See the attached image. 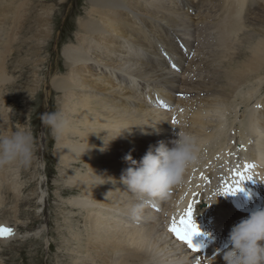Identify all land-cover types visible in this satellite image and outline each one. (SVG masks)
Here are the masks:
<instances>
[{"label": "bare ground", "instance_id": "1", "mask_svg": "<svg viewBox=\"0 0 264 264\" xmlns=\"http://www.w3.org/2000/svg\"><path fill=\"white\" fill-rule=\"evenodd\" d=\"M90 1V17L79 20L77 43L65 47L70 73L66 78L51 79L52 87L63 93L64 117L68 122L65 132L57 136L54 152L59 163L70 167L64 176L69 188L64 186L61 193L72 195L70 206L78 208L82 215V229L75 232V249L67 251L72 257L71 264H202L205 258L207 264H224L222 250L231 227L257 207H263L264 104L260 109L257 105L256 110L254 107L249 110L244 125H240L247 132L239 133L244 136L243 143L251 144L246 153L248 159L240 164L229 153L224 155L223 150L218 151L225 143L226 122L219 116L213 119L210 112H223L226 104L230 110L238 109L237 96L243 99L255 87L248 88L247 92L239 88L252 80L257 81L255 86L264 83V3L261 0H184L180 6L185 11L176 0ZM18 3L21 5L22 1ZM242 10L246 12L243 19L236 20ZM13 12L16 11L13 9ZM211 23L223 35V41L238 24L240 28H237L245 34L238 41L247 43L239 44L237 53L234 50L226 55L214 82L199 74L205 65L203 53L200 55L195 49L191 55L189 51V47L197 48L195 34ZM257 25L258 29L263 27L262 35L258 31L259 37L253 41L250 33L247 40L246 32L255 31ZM244 47L251 51L245 58ZM5 78L0 67V81ZM253 97L245 100L248 105ZM160 101L167 108L176 105V110H166ZM179 129L197 138L198 161L186 169L182 182L165 199L156 200L133 219L130 209L138 200L120 182L122 173L130 166L124 157L131 154L139 161L150 145H157L159 141L169 143ZM220 143L223 145L219 148ZM206 149L214 159L212 168L221 164L220 171L225 170L224 180L216 191L219 194L214 192L211 196L215 197L209 204L204 202L202 194L193 196L195 189L191 188L192 169L197 164L202 166L205 160L202 153ZM247 164L254 165L246 172L252 179L241 181L242 188L234 194L220 193L223 183L236 180L235 173L244 172ZM235 166L237 171L231 174ZM6 174L0 168V188L9 186ZM198 175L199 181L208 175L219 180V174L215 175L211 169ZM19 196L21 203L32 202ZM193 200L196 201L193 219L201 220L207 215V219L213 220L208 223L209 238L213 242L212 250L205 254L207 257L177 243L174 233L169 231L172 220H177ZM163 208L167 216L160 221L164 218L160 213ZM13 211L18 218V209ZM162 223L165 225L161 226ZM0 226H6V222L1 220ZM6 238H0V244H6Z\"/></svg>", "mask_w": 264, "mask_h": 264}, {"label": "rangeland", "instance_id": "2", "mask_svg": "<svg viewBox=\"0 0 264 264\" xmlns=\"http://www.w3.org/2000/svg\"><path fill=\"white\" fill-rule=\"evenodd\" d=\"M21 1L23 5L25 4L24 6L19 5L18 2L21 3ZM182 1L184 0L175 2L180 6ZM261 2L264 3V0ZM16 6L20 7V11ZM91 7L90 0H24V2L23 0H0V67H3L6 77L5 80L0 81V136L4 133L5 136L11 135L17 130H27L34 138L31 162L27 166L13 164L4 168L7 173L6 183L9 186L6 185V189L4 186L0 188L2 194L0 195V221L4 220L14 232L6 238L8 239L6 244H0V264H71L72 262L68 252L75 249V232L82 229L80 228L82 215L78 208L70 206L72 195L64 191L61 193L62 189H65L64 186L66 189L68 187L64 176L68 170L70 171V167L66 168L65 164L59 163L56 159L54 152L58 138L42 122V117L51 112H59L65 116L63 93L52 87L51 79L66 78L69 75L70 68L64 51L68 46L77 43L79 20H88ZM180 7L187 10L184 6ZM13 9L16 12H13ZM244 11L242 10L239 16L236 15V20L243 19L246 13ZM207 25L205 28L201 27L200 33L195 34L197 48L189 47V51L191 50V55L195 54V49L200 55L203 53L201 56H204L205 65L202 66V73L200 70L199 74L207 76L214 82L218 76L216 72L226 55H230L234 50L238 52L239 44L247 43L240 42L245 34L239 30L238 24L229 35L230 37L224 41L223 35L217 31L214 23ZM256 27L255 31L246 32L247 40L250 33H252L253 41L259 37L258 31L260 34L263 33L261 32L263 27L260 29L258 25ZM239 37L240 41H238ZM185 47L188 48V46ZM245 49L244 47L243 58L248 57L251 52ZM216 58H219V61ZM255 82L257 81L252 80L242 85L243 88H239L247 92L248 88L255 87L251 92L245 93L243 99L237 96L235 103L241 108L230 110L231 108L228 109L230 105L226 104L225 111L210 112L214 116L213 119L219 116L227 125H225V143L217 144V147L223 145L218 151L223 150L224 155L229 153L230 158L238 164L243 162V159H248L246 153L250 151L251 145L243 143L241 137L244 136L241 134L247 132L240 125H244L245 114H248L249 110L253 107L256 110L257 105L260 109L264 104V83L261 86H255L253 85L256 84ZM249 97H253L250 105L245 101ZM257 99L260 100V104H256ZM232 101H234L233 98ZM165 109L175 111L176 105ZM173 118L176 119V117ZM202 154L205 158L201 163L202 166L194 165L191 172L193 175L191 177H194L191 188L195 189L192 191L193 196L202 194L204 202L209 204V200L215 197L211 195L221 187L220 182L224 180L225 170L220 171L221 164H216L212 168L214 159L208 149ZM70 166L73 167V164ZM238 166L233 167L231 174L237 171ZM209 169L214 171L215 175L219 174L217 177L219 180L208 175L202 178L203 181H199L198 174L207 173ZM19 194L22 200L29 198L32 202L21 203ZM164 208L160 211L161 216L164 217L160 221H164L167 216L166 211L165 213L163 211ZM15 209H18L16 216L18 218L14 217ZM163 225L165 224L162 223L161 226ZM160 242L162 243L163 240Z\"/></svg>", "mask_w": 264, "mask_h": 264}, {"label": "clouds", "instance_id": "3", "mask_svg": "<svg viewBox=\"0 0 264 264\" xmlns=\"http://www.w3.org/2000/svg\"><path fill=\"white\" fill-rule=\"evenodd\" d=\"M42 122L54 136L62 135L68 125L59 112L45 114ZM33 153L34 138L30 131L17 130L0 136V168L13 164L27 166ZM199 153L197 138L179 129L169 143L159 141L150 145L139 161L127 154L124 159L130 166L122 173L120 182L138 200L130 209L131 217L138 218L150 204L165 199L182 182L186 169L198 161ZM222 259L224 264H264V207H257L231 227Z\"/></svg>", "mask_w": 264, "mask_h": 264}, {"label": "snow or ice", "instance_id": "4", "mask_svg": "<svg viewBox=\"0 0 264 264\" xmlns=\"http://www.w3.org/2000/svg\"><path fill=\"white\" fill-rule=\"evenodd\" d=\"M173 68L176 67V65H172ZM160 104L162 107L167 108L168 105L164 103L163 101H160ZM177 121L174 119L173 123H176ZM254 165L247 164L245 165V171L239 172L237 171L235 173L237 179L234 180L231 183L224 182L223 188L220 190V193L223 194H234L237 190H240L242 188L241 181L243 180H251L252 175H247L246 172L248 169L253 168ZM196 205V201L193 200L190 202L184 213L179 218V224H177L176 219L174 218L169 225V231L174 233L175 236L182 242H184L188 248L192 249V252L195 253L199 250V245L193 243V237L197 235L200 232L199 226L195 223V221L192 219L194 208ZM155 207V205H153ZM13 235V230L8 227L0 226V238L10 237Z\"/></svg>", "mask_w": 264, "mask_h": 264}]
</instances>
